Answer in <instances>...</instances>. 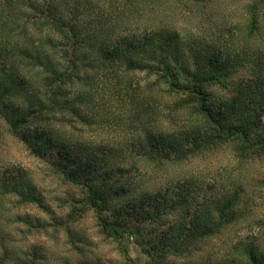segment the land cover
<instances>
[{
  "label": "trees",
  "instance_id": "16d2710c",
  "mask_svg": "<svg viewBox=\"0 0 264 264\" xmlns=\"http://www.w3.org/2000/svg\"><path fill=\"white\" fill-rule=\"evenodd\" d=\"M237 1L0 0V119L36 155L57 156L59 173L87 189L102 228L127 259L131 238L153 264L184 257L245 213L244 189L224 187L215 199L207 190L216 185L192 176L166 185L150 177L146 186L134 184L136 175L112 183L134 168L142 176L149 162H179L233 137L251 140L253 113H264V66L250 69L221 104L209 90L247 68L256 54L252 37L264 29V0H240V13ZM175 113L188 114L189 125L177 126ZM79 122L114 137L97 144L75 139ZM181 133L190 146L176 142ZM10 185L19 201L43 204L31 179L15 175ZM114 198L124 204L109 219L103 212ZM182 207L190 219L181 231L177 220L162 222L160 232L146 229V220ZM129 208L131 224L124 217ZM237 245L239 256L227 264H264L254 241ZM0 247L6 250L1 240Z\"/></svg>",
  "mask_w": 264,
  "mask_h": 264
},
{
  "label": "rangeland",
  "instance_id": "374dc122",
  "mask_svg": "<svg viewBox=\"0 0 264 264\" xmlns=\"http://www.w3.org/2000/svg\"><path fill=\"white\" fill-rule=\"evenodd\" d=\"M240 2L238 0L236 5L239 13L242 11ZM260 27L264 28V23ZM262 33L264 29L259 32L260 36L255 34L252 37L251 48L254 47L256 54L255 58L247 60V68L240 66L228 78L209 87L215 105L221 104L222 98L230 92H237L250 69L258 70L261 65L264 66V51L257 50L264 47ZM262 115L253 113L257 128L253 130L249 142L233 137L179 162L143 164L142 176L134 168L131 173L114 178L112 183L118 184L129 179L128 175H132L131 178L136 175L133 183L146 186L149 177L150 180L158 179L159 185H166L169 179L176 176H192L199 183L216 185V188L207 190V195L215 199L220 197L224 187L244 189L241 206L247 208L243 215L224 224L215 236L201 240L189 255H170L162 264H227L229 259L235 262L239 256L237 243L240 241H254L258 251L264 254V144L260 142L264 136V113ZM188 117L186 113L179 116L175 113L173 121L177 126L189 125L186 122ZM77 128L79 130L73 133L80 141L97 144L114 137L113 132L103 127L93 126L89 130L79 122ZM178 137L176 142L179 144L191 145L185 140L184 133ZM97 157L99 164L106 162V158ZM52 158L57 156L41 154L40 157L33 153L0 119V240L6 247V250L0 247V264H153L134 238L128 240L130 259L126 258L119 242L102 228L99 215L88 201L87 189L62 176ZM15 175L33 181L37 192L44 198L43 204L19 201L10 185ZM172 188L177 191L176 187ZM123 204L122 198H114L112 208L103 212V216L114 218ZM156 207L153 206V209ZM124 212L128 214L125 219L130 224L134 223L133 211L129 208ZM185 212L186 208L182 207L170 216L157 218L156 222L146 220V229L157 228L156 231L160 232L162 222L166 225L177 220L179 226L176 231L179 232L190 219ZM234 264L240 263L237 261Z\"/></svg>",
  "mask_w": 264,
  "mask_h": 264
}]
</instances>
